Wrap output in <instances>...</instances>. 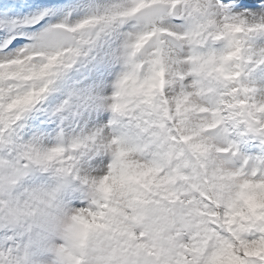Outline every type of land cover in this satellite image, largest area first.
Listing matches in <instances>:
<instances>
[{
    "label": "snow or ice",
    "instance_id": "snow-or-ice-1",
    "mask_svg": "<svg viewBox=\"0 0 264 264\" xmlns=\"http://www.w3.org/2000/svg\"><path fill=\"white\" fill-rule=\"evenodd\" d=\"M161 33L191 43L227 155L157 131L74 182V98ZM0 264H264V0H0Z\"/></svg>",
    "mask_w": 264,
    "mask_h": 264
},
{
    "label": "clouds",
    "instance_id": "clouds-1",
    "mask_svg": "<svg viewBox=\"0 0 264 264\" xmlns=\"http://www.w3.org/2000/svg\"><path fill=\"white\" fill-rule=\"evenodd\" d=\"M109 39L115 43L117 37ZM191 47L187 40L161 33L124 65L132 78L122 85L96 81L91 94L74 98L79 115L69 110V116L77 121L83 140L75 149L69 143L68 151L86 161L74 182L81 175L99 179L117 162L121 150L129 152L126 159L145 161L157 150L152 135L157 131L176 136L195 132L196 138L207 141L214 158L227 155L222 146L226 129L210 110L216 93L203 90L207 82L200 77ZM143 81L147 83L138 88ZM66 127H71L67 118ZM66 137L70 141V135Z\"/></svg>",
    "mask_w": 264,
    "mask_h": 264
}]
</instances>
